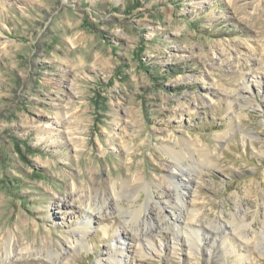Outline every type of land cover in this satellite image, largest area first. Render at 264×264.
I'll return each mask as SVG.
<instances>
[{
  "label": "rangeland",
  "instance_id": "374dc122",
  "mask_svg": "<svg viewBox=\"0 0 264 264\" xmlns=\"http://www.w3.org/2000/svg\"><path fill=\"white\" fill-rule=\"evenodd\" d=\"M93 177L121 209L67 250L86 221L67 195ZM148 216L154 247L129 237ZM263 218L264 0H0V253L18 244L0 264H111L120 245L123 264H264Z\"/></svg>",
  "mask_w": 264,
  "mask_h": 264
},
{
  "label": "bare ground",
  "instance_id": "6f19581e",
  "mask_svg": "<svg viewBox=\"0 0 264 264\" xmlns=\"http://www.w3.org/2000/svg\"><path fill=\"white\" fill-rule=\"evenodd\" d=\"M256 63H258V61H256ZM251 74H252L251 76L254 77L255 82H259V81H257V79H258L257 77H259L257 71L253 69ZM246 78L244 79L245 84H244V88H243L245 90H247V88H250V83H252L250 81V79L246 80ZM172 166L176 170L179 171L181 176L184 175L187 178L185 185H184V189H188L189 186H192L191 184H192V182L195 181V176L191 172V169L189 167H186L185 165H183L181 163V161H179V160H174L172 163ZM140 179H141V177H138V180H140ZM92 180L93 181H92L91 185L89 187H84V188H82L83 185L79 187V184L76 180L73 181V184L75 185V187H74L75 194H73L74 192H72V193H69L67 195L68 198L72 199V201L74 200V202H77L80 205V207L83 209V211L86 212V216H85L86 221L80 227L76 228V230L74 232V238L75 239L70 246L71 248H67V250H74L78 247L79 248L86 247L85 242H86L87 236H88V228L93 227V224H92L93 220H95V219L100 220V218H101L100 215L107 208L108 209H115L116 207L120 208V206L118 204V198L120 197V195H119V189H118L117 182L111 183L108 186L110 201H107L106 198H104V197L100 198V196H99L100 188H99L98 181L94 177L92 178ZM124 186H125V191L126 190L131 191V192L137 191L138 192L137 194L135 192L136 196H139L140 193L142 192V190L145 189V183L139 184L136 188L137 190L135 188H134L135 190L133 188H131L128 183H124ZM169 189H171L170 186H169ZM172 189L176 190L175 187ZM186 194L187 193L182 194L183 199H185ZM60 201L61 200L58 198V202H60ZM166 201H169V200L167 199ZM177 201H179L180 203H174L172 206V210H174V209L176 210V211H173V213L171 214L172 216L170 217V219L172 220V222L166 221L167 222L166 226H168L169 229H171L175 233H179V232L182 233L181 229L179 228L180 227L179 225H182V223L185 221V219H183L182 214L185 213V209H183V207L184 208H187V207L184 206L183 205L184 203L182 202L185 200H182L178 196H177ZM142 207H140V210L132 209V208H126L125 211L122 213L128 214L129 217H131V218L134 217V215H137L136 218L138 220L141 217L142 212H144V209H142ZM179 207H181V208H179ZM177 212H178V214H177ZM158 216L156 219H159ZM123 219H124V221H122V222L125 225L123 227L126 229V227L128 228L126 223H129V221L127 218H123ZM149 220L153 223L152 227H147L148 224L150 223ZM20 221H21V224H25L27 222V220L24 218H21ZM161 222H162V218H160L158 220V222L156 223L153 221L152 216H150V217L148 216L146 219L144 218L143 224L140 222H138L136 225H135V223H133L132 225L129 224L130 227H132V231L130 230V233H129V237H130L131 241L136 242V243H140L139 241L145 240L146 243H149L151 245V247L152 246L154 247L155 242H154V240L151 239V237H152V234L158 233L162 230L161 229L162 228ZM260 224H261L260 229L258 232H256V237H254L256 239L255 246H257V248L260 249L261 254H264V251H262L264 249V218L261 220ZM185 225H188V222H186ZM228 226H229V224H228ZM229 228H230V226H229ZM155 229L157 232L154 231ZM149 230H151V232H149ZM104 231L106 234H108L109 230L107 229V227H104ZM226 233H225V236H226ZM192 235L193 234H190L188 237V242L190 243V245H193V240H192L193 238L191 237ZM50 239H52V238L50 237ZM196 239L199 242H201L200 237H198ZM16 241L17 240L15 239V235H13L11 232H9L7 235L6 241L4 243L3 252L0 253V261L7 259L8 257H10L11 255L14 254V251L18 249V244H16L17 243ZM43 242L44 243L42 245V250H44L43 252L46 254L47 252L50 251L48 249V247H49L48 243L51 244V240L49 241L48 239L47 240L45 239V241H43ZM225 242H226L225 237H223L222 238L223 246H224ZM202 243L203 242H201V244ZM120 246L121 247L116 246L115 251H113V257L111 260V264H114L115 262L116 263L118 262V264H123L122 261H124V257H127V254H128L127 247H124L123 245H120ZM24 250L27 251V253L31 254L32 247L30 245H27L25 247H20V251H24ZM49 253H50V255L46 254V256L51 260H56L57 258L62 257L63 254H65V252L63 253L62 251H59L58 249L52 250Z\"/></svg>",
  "mask_w": 264,
  "mask_h": 264
}]
</instances>
